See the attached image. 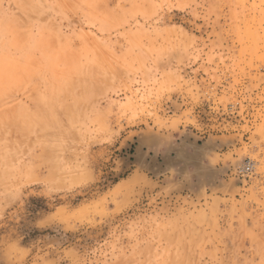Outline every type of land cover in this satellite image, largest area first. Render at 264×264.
Listing matches in <instances>:
<instances>
[{
	"label": "rangeland",
	"instance_id": "obj_1",
	"mask_svg": "<svg viewBox=\"0 0 264 264\" xmlns=\"http://www.w3.org/2000/svg\"><path fill=\"white\" fill-rule=\"evenodd\" d=\"M0 264H264V0H0Z\"/></svg>",
	"mask_w": 264,
	"mask_h": 264
},
{
	"label": "built area",
	"instance_id": "obj_2",
	"mask_svg": "<svg viewBox=\"0 0 264 264\" xmlns=\"http://www.w3.org/2000/svg\"><path fill=\"white\" fill-rule=\"evenodd\" d=\"M253 170V163L251 161H247L242 167L241 172L249 173Z\"/></svg>",
	"mask_w": 264,
	"mask_h": 264
}]
</instances>
